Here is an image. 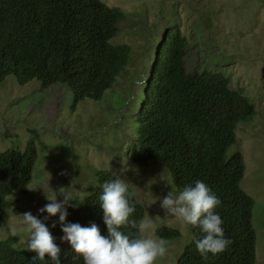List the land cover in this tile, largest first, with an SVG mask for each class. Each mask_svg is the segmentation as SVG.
Instances as JSON below:
<instances>
[{
    "label": "trees",
    "instance_id": "1",
    "mask_svg": "<svg viewBox=\"0 0 264 264\" xmlns=\"http://www.w3.org/2000/svg\"><path fill=\"white\" fill-rule=\"evenodd\" d=\"M124 18L120 8L101 0H0V84L8 77L20 86L33 80L43 89L61 84L70 89L75 104L100 101L130 61L131 48L112 42ZM187 47L179 28L165 31L136 118L133 161L163 163L178 191L200 180L221 200L215 212L232 244L205 260L195 245L204 234L190 225L191 242L176 264H256L255 201L241 187L242 155L227 152L236 144L238 125L251 122L257 110L244 88L232 89L221 72H188ZM37 157L32 139L24 151L0 152V229L2 214L12 208L10 198L26 193ZM94 174L97 188L71 203L65 223L86 228L95 224L106 236L99 196L102 185L115 177L101 170ZM129 192L135 208L130 219L139 222L145 208L131 188ZM44 223L61 249L60 264H84L70 244L62 242L59 214ZM120 230L132 238L138 234L131 227ZM157 234L162 239L178 236L167 228ZM18 241L13 235L0 241V264H55L47 256L34 261L37 253L16 249Z\"/></svg>",
    "mask_w": 264,
    "mask_h": 264
},
{
    "label": "rangeland",
    "instance_id": "2",
    "mask_svg": "<svg viewBox=\"0 0 264 264\" xmlns=\"http://www.w3.org/2000/svg\"><path fill=\"white\" fill-rule=\"evenodd\" d=\"M118 7L125 18L114 44L131 48L126 72L100 101L79 104L66 85L43 89L33 80L20 86L14 77L0 84V152L24 151L34 140L38 157L32 179L23 195H14L12 208L2 214L0 241L18 236V250L27 248L29 233L22 215L31 212L41 221L50 217L39 209L54 198L63 201L59 189L73 200L83 199L97 188L94 172L113 177L122 169L138 200L156 227L141 236L162 239L167 228L178 236L166 241L167 253L155 264H176L191 242L190 225L166 217L162 199L173 189L163 163L138 165L133 161V139L156 52L165 31L177 27L187 39L188 72H221L232 89L244 88L257 110L251 122L238 125L236 144L245 164L242 189L255 201L253 226L257 235L256 264H264V0H101ZM123 178V177H122ZM45 217H48L45 219Z\"/></svg>",
    "mask_w": 264,
    "mask_h": 264
},
{
    "label": "clouds",
    "instance_id": "3",
    "mask_svg": "<svg viewBox=\"0 0 264 264\" xmlns=\"http://www.w3.org/2000/svg\"><path fill=\"white\" fill-rule=\"evenodd\" d=\"M126 171V168L122 169L120 175L102 185L99 204L107 226L106 236L101 235L95 224L86 228L78 223H65L67 206L73 198L64 193V188L59 189V195L64 197L63 201L57 199L56 193L54 198L47 196L50 202L39 209L41 214L46 212L48 217L59 214L61 230L64 233L61 240L70 244L72 251L83 258L84 264H155L158 258L167 253L165 240L139 235L154 229V221L159 219V216L139 222L130 219L135 208L129 202L131 194L128 180L124 177ZM220 204L221 200L211 188L203 181L197 180L194 185H185L179 191L171 189L162 199L161 207L165 210L166 217L176 218L201 229L204 235L195 241V245L201 257L207 260L209 254L215 256L222 253L232 244L225 236L221 217L215 212ZM22 217L26 231L30 234L26 250L37 253L34 261H44L47 256L55 264H60L61 249L54 242L45 223L30 211L25 212ZM122 227L137 229L136 238L124 234L120 230ZM12 235H15V232H12Z\"/></svg>",
    "mask_w": 264,
    "mask_h": 264
}]
</instances>
